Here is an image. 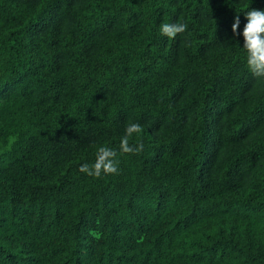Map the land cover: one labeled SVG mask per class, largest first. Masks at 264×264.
I'll list each match as a JSON object with an SVG mask.
<instances>
[{"label": "trees", "instance_id": "trees-1", "mask_svg": "<svg viewBox=\"0 0 264 264\" xmlns=\"http://www.w3.org/2000/svg\"><path fill=\"white\" fill-rule=\"evenodd\" d=\"M250 8L264 0H0V264H264ZM131 123L139 154L119 152ZM101 146L118 173L81 172Z\"/></svg>", "mask_w": 264, "mask_h": 264}, {"label": "clouds", "instance_id": "clouds-1", "mask_svg": "<svg viewBox=\"0 0 264 264\" xmlns=\"http://www.w3.org/2000/svg\"><path fill=\"white\" fill-rule=\"evenodd\" d=\"M245 12L247 23L243 29L244 46L246 51V63L249 71L258 78H264V10L250 8ZM240 17L237 14L232 25L235 36L239 32ZM187 25L184 23H164L160 26L161 35L174 39L178 34L184 33ZM142 128L137 123L127 125L125 135L121 138L119 152L123 154H139L143 151V143L130 144V137L139 134ZM117 150L101 146L97 149L95 161L83 164L80 171L89 176L99 178L102 174H117L118 161Z\"/></svg>", "mask_w": 264, "mask_h": 264}]
</instances>
